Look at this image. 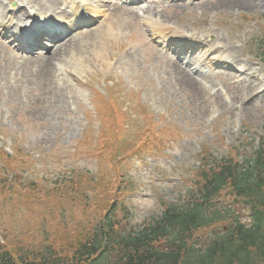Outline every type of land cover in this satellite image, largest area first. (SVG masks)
<instances>
[{
    "label": "rangeland",
    "instance_id": "obj_1",
    "mask_svg": "<svg viewBox=\"0 0 264 264\" xmlns=\"http://www.w3.org/2000/svg\"><path fill=\"white\" fill-rule=\"evenodd\" d=\"M208 1L164 6L157 24L174 35L213 42L199 48L195 59L189 55L186 62L183 54L181 60L190 63L191 73L214 77L212 85L201 84L192 74L169 77L167 59L173 53L163 48L168 42L156 32L158 27L138 15L126 30L117 31L116 23L126 19L105 5L101 12L106 18L89 29L102 31L103 39L93 43L81 39L82 32L75 35L80 52L55 63L54 69L61 70L55 85L41 92L17 85L25 83L21 59L0 37V65L12 56L0 85L11 87L14 96L0 97V255L17 251L16 246L42 250L55 245L54 240L70 255L81 238L79 228L102 220L103 186L115 173L100 159L104 148L99 137L109 138L103 125L106 119L112 123V106L124 120L113 147L114 160H121L117 170L122 196L111 216L130 227L158 217L163 204L184 202L202 153L213 161L253 154L264 138V100L252 97L247 81L252 77L264 84L258 51L260 43L264 47V0ZM11 2L17 3L12 10H25L21 1ZM230 53L240 63L225 64ZM241 65L249 68L248 79L231 80L222 69L241 72ZM37 70L36 65L27 68L30 77ZM184 75L199 85L192 86ZM58 85L64 87L68 105L59 118H52L41 101ZM150 123L152 138L144 150L134 152ZM230 209L247 215L241 206Z\"/></svg>",
    "mask_w": 264,
    "mask_h": 264
},
{
    "label": "trees",
    "instance_id": "obj_2",
    "mask_svg": "<svg viewBox=\"0 0 264 264\" xmlns=\"http://www.w3.org/2000/svg\"><path fill=\"white\" fill-rule=\"evenodd\" d=\"M258 51L264 62L261 44ZM110 111L112 123L106 119L103 125L109 138L99 137V143L116 171L113 147L124 118L113 106ZM151 132L150 123L134 152L144 150ZM201 162L184 202L162 205L160 215L143 226L130 227L110 216L122 196L117 175L103 186L104 217L79 228L81 238L70 255L54 240L55 245L38 251L8 249L0 264H264V140L240 160L213 161L204 154ZM231 206L249 211V222Z\"/></svg>",
    "mask_w": 264,
    "mask_h": 264
},
{
    "label": "bare ground",
    "instance_id": "obj_3",
    "mask_svg": "<svg viewBox=\"0 0 264 264\" xmlns=\"http://www.w3.org/2000/svg\"><path fill=\"white\" fill-rule=\"evenodd\" d=\"M19 1H21L25 5V7H31L34 10H36L40 16L44 14H50L56 17L60 15L65 16L68 8L75 4V0H64V1L63 0H19ZM195 1L197 2V4H200L199 2L200 0H195ZM236 1L235 3H243L242 0H236ZM99 2L103 3L106 6V8L107 6H109L110 9H108V11L116 10L115 11L116 15L123 14V15H120L119 18H125L126 20H123L120 22L118 21L116 23L115 29L117 31L126 30L127 29L126 25L129 24V21L134 23L135 21L134 16L137 17L139 15L141 16V18L146 17V21L150 23L152 22L155 26H157L158 30H156V32L161 34L163 38L166 39L171 34V32H169L170 29H167V27H165L164 25L157 24L159 23V21H161L162 12H163V11L159 12L158 10L163 8L164 6L174 7L167 0H148L147 3H145L146 4L145 7H140L138 5H133L129 7V6L124 5L125 2H123V0H105V1L99 0ZM180 2L183 4V6H187L185 1H180ZM208 2L209 1L207 0V3ZM247 4H249V2ZM247 6H250V5H247ZM44 9L46 11L43 13L42 10ZM25 17L28 19L29 13L24 10H21L19 11V13L16 14V18L18 19H23ZM70 17L72 18L74 17V15L71 14ZM13 18L14 17H12L10 13L9 15L6 13L3 15V12L0 11V30L8 29L11 26L10 25L11 22L14 20ZM87 28L88 26L82 30L81 36L83 38L81 39L85 41L87 40L93 43L96 42L97 40L103 39V37H101L102 31H97L96 33H93V31ZM96 30H99V29H96ZM103 35H105V32L103 33ZM175 39H177V37ZM3 40L7 42L6 38L4 37H3ZM198 43L196 44L199 46ZM8 45L11 49H14L13 46L15 44L9 43ZM80 48H81L80 40H75L74 36H69L63 39L62 41L54 44L53 47L50 48L49 50L45 51V50H40L39 48V49L31 51L29 54H26V55L25 54H15L18 58L21 59L22 67L20 68L19 71L23 73L24 78H25L24 84L18 83L17 85L26 87V85L28 84L29 92L31 90L36 91V92H41L42 90L47 89L48 86H51L52 84L55 85L54 79L57 74H60V71H61V70L54 69V67L56 66L55 63H61L62 61L69 58V56L79 53ZM188 49L189 48H187V51ZM209 51H213V50L210 49ZM217 52L219 53L220 51L218 50ZM8 57L9 59H7L4 66L0 65V83H1L2 77L6 79L7 69L12 67V63H11L12 56L9 55ZM229 57L230 58L226 57V59L228 60L226 61V63L229 61L230 63H240L238 62L237 57L234 54L232 55L230 53ZM32 65H36L38 70L35 76L30 77V74L27 72V68ZM241 67L243 71L240 73L234 72L232 70L226 71L228 73L226 74V77H228L229 75H232L229 77L231 80L233 77H236V78L243 77L244 79H248L247 77L249 76L247 75V72L249 71V68L247 67V65H241ZM166 74H168L169 77H176L177 79L181 78V75L183 74L190 75V73L184 69L183 63H181L180 60H178L174 56H171L170 59H167ZM198 77H199L198 81L201 84L207 83V84L212 85L215 80L214 77H210L208 75L205 76V75L200 74ZM184 78H186L189 82H192L193 83L192 86L199 85L190 77H186L184 75ZM248 83L250 86V92H251L252 97H255L256 101L264 100V84L260 83V80L257 82L252 77H249L247 81V85ZM58 87L59 88H50L47 95H45L46 102L43 100L41 101V103L44 104V107H45L44 112L46 113V115L52 118H59L58 112L63 107L68 105V101L65 98V94H66L64 93L65 90L61 89L64 87H61L59 85ZM11 89H12L11 87L0 85V97H3L5 99H10V97H14V96H11L12 94ZM38 98H40L39 95H38Z\"/></svg>",
    "mask_w": 264,
    "mask_h": 264
}]
</instances>
